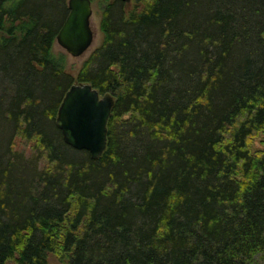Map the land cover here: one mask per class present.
Wrapping results in <instances>:
<instances>
[{
  "label": "trees",
  "instance_id": "trees-1",
  "mask_svg": "<svg viewBox=\"0 0 264 264\" xmlns=\"http://www.w3.org/2000/svg\"><path fill=\"white\" fill-rule=\"evenodd\" d=\"M103 1L74 77L68 0H0V264H264V0ZM78 83L114 98L98 159L56 125Z\"/></svg>",
  "mask_w": 264,
  "mask_h": 264
},
{
  "label": "water",
  "instance_id": "water-1",
  "mask_svg": "<svg viewBox=\"0 0 264 264\" xmlns=\"http://www.w3.org/2000/svg\"><path fill=\"white\" fill-rule=\"evenodd\" d=\"M131 3V0H124ZM69 14L57 34V42L74 57L83 56L93 45L92 0H68ZM114 98L101 95L90 83L74 84L66 92L56 118L67 144L87 150L92 159L107 148L108 122Z\"/></svg>",
  "mask_w": 264,
  "mask_h": 264
},
{
  "label": "rangeland",
  "instance_id": "rangeland-1",
  "mask_svg": "<svg viewBox=\"0 0 264 264\" xmlns=\"http://www.w3.org/2000/svg\"><path fill=\"white\" fill-rule=\"evenodd\" d=\"M135 2L131 3V5H134ZM130 5V6H131ZM104 1L103 0H92V8H93V14L91 17V23L95 32V39L93 42V45L91 48L80 57H74L71 54H69L65 49H63L59 43L56 41L54 44V53L57 56L65 55V71L74 77H77L80 73L81 69L83 68L86 60L91 56V54L99 48L104 39V34L101 29L102 24V18H103V7ZM10 88L9 83H4L3 87ZM8 90V89H7ZM9 93V92H8ZM1 94V89H0ZM6 134L9 132H5ZM4 133L0 131V139L3 140ZM14 147L19 151L24 153L27 158L33 159L39 152L37 151V148L33 146V142L31 140H27L22 137L16 138V141L14 143ZM39 166L40 169H44L46 166H48V158H46V155L43 153V155L39 156ZM7 264H16L14 260L9 261ZM48 264H65L62 262L59 257L55 253H51L49 255Z\"/></svg>",
  "mask_w": 264,
  "mask_h": 264
},
{
  "label": "flooded vegetation",
  "instance_id": "flooded-vegetation-1",
  "mask_svg": "<svg viewBox=\"0 0 264 264\" xmlns=\"http://www.w3.org/2000/svg\"><path fill=\"white\" fill-rule=\"evenodd\" d=\"M126 2V1H125ZM127 4H131L132 3V0H131V3H128V2H126Z\"/></svg>",
  "mask_w": 264,
  "mask_h": 264
}]
</instances>
